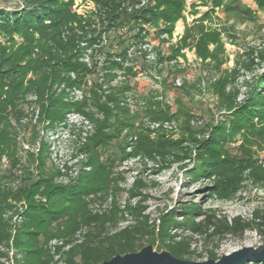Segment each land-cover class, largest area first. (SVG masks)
Returning <instances> with one entry per match:
<instances>
[{
  "label": "trees",
  "instance_id": "16d2710c",
  "mask_svg": "<svg viewBox=\"0 0 264 264\" xmlns=\"http://www.w3.org/2000/svg\"><path fill=\"white\" fill-rule=\"evenodd\" d=\"M2 1L9 0H0V157H7L9 165L3 169L0 164V247L12 244L14 264H51L53 256L48 243L56 238L64 239V245L70 246L66 252L68 264H99L116 254L139 250L143 247L140 242L143 237L153 245L160 240L161 245L178 258L192 260L202 257L192 249L193 236L175 232V227L182 225L193 234L202 236L205 245L216 236L242 235L246 229H254L264 236V213L258 211L250 220L235 217L232 223L216 218L215 214H207L196 221L195 215L204 211L193 205L183 211V222L177 221L175 212L170 211L159 216L158 226L150 227L140 203L136 207L126 206L135 218L132 223L107 231L108 224L113 225L120 219L121 210L116 198L112 208L104 214L94 213L90 205L97 196H108L110 189L118 184L114 172L117 160L131 155L165 153L177 143L152 140L149 130H138L135 115L121 105L124 92L130 89L128 85L123 89L114 88L103 96L98 91L101 85L95 82L91 99L82 103L65 101L62 94L53 90L54 85L62 81L82 85L92 73L79 61V36L73 23L83 27V20L72 12V0H22V6L13 10ZM185 1L156 0L151 7L132 14L120 11L121 0H97V3L106 19L119 31L121 36L117 41L123 47L127 35L140 36L136 27L141 22L150 21L155 27H160L162 22V31L171 34L175 23L184 16ZM210 2L212 10L186 26L181 40L173 47V57L180 55L183 48L194 45L202 61L212 60L219 67L225 51L222 32L205 24L212 17L214 8L219 7L225 13L235 12L244 20L256 18L249 7L236 5L235 0ZM255 2L264 11V0ZM125 29L130 33H122ZM260 58L264 60L263 51ZM249 61H237L236 65L252 69L253 59ZM71 72L77 75L76 80L67 77ZM238 73L235 66L214 84L227 113L209 137L199 141L198 164L192 171L194 176L215 178L210 190L221 198L237 191L245 170H249L248 175L254 182L264 187V167L258 164L252 148L264 146V72L256 78L242 102L237 100L239 91L236 88L227 90ZM31 94L36 100H28ZM89 107L95 108L96 112ZM71 109L86 113L94 122L95 131L83 146L89 154L87 165L90 170L81 174L73 184L64 185L57 183L56 174L47 170L44 140L41 138L37 150L20 148L17 131L22 119L30 112L31 117L38 112L37 123L49 121L50 127L62 121ZM147 111L154 120L172 116L160 103L149 104ZM30 123L34 127L33 141H36L39 130L37 124ZM131 134L137 135V142L132 151H127ZM239 134L244 139L238 147L241 153L232 156L227 146ZM111 148L113 151L110 152ZM21 149L28 152L29 164L22 163ZM131 194L135 195V192ZM38 196L45 200L37 199ZM20 206L22 209L17 210ZM13 209L17 210L16 214L9 215ZM14 215H18V220H13ZM79 234L80 238L75 239ZM0 257H8V253L0 249ZM207 257L220 258L213 249L208 250ZM252 264H264V261Z\"/></svg>",
  "mask_w": 264,
  "mask_h": 264
},
{
  "label": "rangeland",
  "instance_id": "374dc122",
  "mask_svg": "<svg viewBox=\"0 0 264 264\" xmlns=\"http://www.w3.org/2000/svg\"><path fill=\"white\" fill-rule=\"evenodd\" d=\"M155 2L156 0H121L119 9L126 14L139 13ZM1 3L9 10L22 6V0ZM234 4L249 7L256 18L244 20L235 12L225 13L219 7L214 8L212 17L205 24L222 32L225 51L223 62L218 67L212 60L202 61L197 56L194 45L183 48L176 57L172 55L173 47L181 40L186 26L212 10L210 0H186L184 16L175 23L171 34L162 31V22L160 27H155L150 21L141 22L136 27L139 37H130L127 35L130 32L123 30L122 33L128 38L122 43L125 48L118 43L121 35L115 25L106 19L97 0H72V12L83 20V27L73 23L79 36V61L86 64L92 73L82 85L62 81L56 83L53 90L62 94L65 101L82 103L91 99L95 82L101 85L98 91L103 96L111 93L114 88L123 89V86L128 85L130 89L124 92L121 105L128 107L131 114L135 115L138 130H149L152 140L163 139L177 143L165 153L154 152L152 156L131 155L117 160L114 172L118 184H115L113 190L110 189L108 196L99 195L90 205L94 213L104 214L109 212L116 198L121 210L120 219L113 225L108 224L107 231L121 229L135 220L126 209L127 204L136 207L140 203L142 214L148 216L150 227L154 224L158 226L159 216L170 211L175 212L177 221L183 222V211L193 205L204 211L203 214L195 215L196 221L202 220L207 214H215L216 218L232 223L235 217L250 220L256 211L264 213V187L249 177V170H245L237 191L224 198L210 190L215 178L194 176L192 172L198 164L199 141L208 138L227 113L214 84L225 72L237 66L238 76L234 83L228 85L227 90L236 88L239 91L237 100L242 102L256 78L264 72V60L260 58V52H264V11L258 8L255 0H235ZM17 39L21 40L19 37ZM250 58L254 62L252 69L236 65L237 61L248 62ZM67 77L76 80L77 75L71 72ZM28 100L34 101L36 96L29 95ZM151 103H160L172 116L163 120L150 118L147 108ZM89 108L96 112L95 108ZM30 113L18 127L20 148L28 146V150H37L42 138L48 155L47 170L56 174L57 183L73 184L81 174L90 170L87 165L89 154L83 146L95 131L94 122L86 113L71 109L65 113L62 121L48 127L49 121L37 123L38 112L33 117ZM30 122L37 124L39 130L36 141H33L34 127ZM128 142L127 151H132L137 135L131 134ZM243 143V136L239 134L227 146L232 156L240 155L238 147ZM252 148L258 164L264 167V146ZM24 150H20L22 163L29 164L28 152ZM4 162L9 165L7 157H0V164ZM131 190L135 195L131 194ZM37 199L45 200L40 196ZM90 199L92 200L91 197ZM17 210L13 209L9 215L16 214ZM18 218V215L13 216L15 221ZM175 232L193 236L192 249L202 256L192 259L197 261L208 259L210 249L221 257L244 246L264 244V236L254 229H246L242 235L228 233L216 236L206 245L202 236L193 234L184 225L175 227ZM79 238V235L75 236V239ZM56 240L64 241L59 238L49 241L48 248L53 256L51 264L66 260L69 249L57 246V253L52 252L50 245ZM140 242L143 246L149 244L147 237H143ZM161 244L158 240L154 245L155 249L166 250ZM3 247L4 252H15L11 246ZM2 260L0 264H5ZM4 260L7 261L6 258Z\"/></svg>",
  "mask_w": 264,
  "mask_h": 264
},
{
  "label": "water",
  "instance_id": "95a60500",
  "mask_svg": "<svg viewBox=\"0 0 264 264\" xmlns=\"http://www.w3.org/2000/svg\"><path fill=\"white\" fill-rule=\"evenodd\" d=\"M256 261H264V244L244 246L223 254L218 260L209 258L202 261L178 258L169 250H157L153 244H147L137 251L116 254L99 264H245Z\"/></svg>",
  "mask_w": 264,
  "mask_h": 264
},
{
  "label": "built area",
  "instance_id": "2783aa9c",
  "mask_svg": "<svg viewBox=\"0 0 264 264\" xmlns=\"http://www.w3.org/2000/svg\"><path fill=\"white\" fill-rule=\"evenodd\" d=\"M25 149H28V146H26L25 147ZM8 167V164H7V162H4L3 164H2V168L3 169H6ZM79 236H80V234H79ZM57 246H63L64 248H68V247H70L69 245H64V241L63 240H56V242H53V244H51L50 245V247H51V249H52V252H56V250H57ZM3 246H1L0 247V249L2 250V251H4L3 250ZM11 248H13L12 247V244H11ZM8 250H10V249H8ZM10 253H11V255H10ZM14 253L15 252H13V251H10V252H8V257H3V258H0V260L1 259H3L2 261L5 263V264H14ZM57 253V252H56ZM55 257V256H54ZM7 259V261L6 260H4V259ZM59 258H60V256H59ZM58 261V260H57ZM57 264H68L67 263V261L66 260H64V261H58V263Z\"/></svg>",
  "mask_w": 264,
  "mask_h": 264
}]
</instances>
